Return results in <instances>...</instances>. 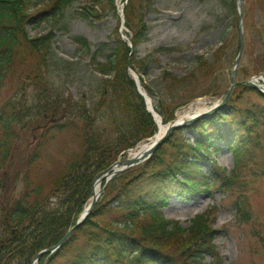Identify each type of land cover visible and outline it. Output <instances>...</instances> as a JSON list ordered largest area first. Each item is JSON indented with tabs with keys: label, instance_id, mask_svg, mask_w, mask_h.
Listing matches in <instances>:
<instances>
[{
	"label": "trees",
	"instance_id": "trees-1",
	"mask_svg": "<svg viewBox=\"0 0 264 264\" xmlns=\"http://www.w3.org/2000/svg\"><path fill=\"white\" fill-rule=\"evenodd\" d=\"M73 1L50 0L52 18H59ZM106 1L114 8V0ZM150 2L124 0L128 39L116 30V44L106 60L92 55L102 78L96 88L99 100L88 102L72 100L47 82L54 35L49 31L30 37L25 31L28 0H0V264H30L36 252L57 243L87 203L93 176L156 132L129 72H148V59H138L135 50L145 39L143 18ZM76 40L87 46L82 37ZM196 61L182 76L162 72L165 92L158 94L157 112L163 122L195 98L218 95V68L202 56ZM5 84L11 95L1 96ZM188 128L192 141L176 129L145 162L112 180L88 217L56 251L41 255L38 264H222L209 212L185 227L169 220L163 208L174 194H193L216 182L223 191L241 193L247 186L239 182L245 165H253L251 175L264 178V95L249 84L236 85L224 110ZM23 130L32 133V141L21 137ZM69 143L76 147L69 149ZM220 143L234 159L230 175L212 159L206 172L201 164L208 149ZM67 152L58 172H49L47 157ZM247 204L242 196L234 203L242 224L252 220Z\"/></svg>",
	"mask_w": 264,
	"mask_h": 264
},
{
	"label": "rangeland",
	"instance_id": "rangeland-1",
	"mask_svg": "<svg viewBox=\"0 0 264 264\" xmlns=\"http://www.w3.org/2000/svg\"><path fill=\"white\" fill-rule=\"evenodd\" d=\"M99 1L101 3L74 0L71 7L56 20L51 17L49 0H29L26 9L28 22L25 24V31L29 36H44L50 29L53 30L54 40L47 82L53 87L64 89L72 100H99L100 94L96 88L102 76L91 63L92 55L97 53V60L105 61L116 44V30L118 34L121 33L118 26L123 15L122 0H115L114 8L106 0ZM235 1L150 2L145 13V40L137 46L136 57L149 59L148 72L143 77L144 83L151 88L153 96L146 92L151 107L157 109L156 112L160 111L158 94L165 92L162 82L163 70L179 76L187 74L196 66L197 56L206 58L218 68L216 82L220 95L202 96L192 102L200 101L199 106H209L223 99L230 87L231 71L239 49ZM244 6L247 7V13H244ZM244 6L243 50L235 79L251 80L260 75L264 79V1L249 0ZM78 37L87 40V47H82L75 41ZM9 88L10 86L5 84L1 89V96L6 93L11 95ZM157 114L161 117L158 112ZM90 119L94 121L95 113L90 114ZM180 135L186 141H192L194 138L189 128H181ZM23 136L26 142L29 139L32 141L31 132L23 130L21 137ZM75 147L76 145L69 143V149ZM120 156L123 157V152L117 154L111 164L121 159ZM67 158L68 152L63 155L50 154L45 160L46 167L49 172L57 173L59 162L64 163ZM210 159L223 168V174L231 173L234 160L231 151L224 145L219 144L218 147L208 149L207 156L202 160L205 172L210 169ZM252 166L245 165L239 174V182L245 186L247 183L241 193L236 189L223 191L219 189L221 182H216L209 191L202 189L181 197L174 194L168 201V206L163 208L168 219L185 227L191 224L195 214L208 211L211 217L215 216V243L222 264H264V179L251 175ZM101 171L93 176L92 182ZM242 184L238 189L242 188ZM20 186L19 184L18 187ZM240 196L247 198L246 207L251 212L252 220L247 224H242L235 217L234 203ZM211 260L212 257L207 255L205 261Z\"/></svg>",
	"mask_w": 264,
	"mask_h": 264
},
{
	"label": "water",
	"instance_id": "water-1",
	"mask_svg": "<svg viewBox=\"0 0 264 264\" xmlns=\"http://www.w3.org/2000/svg\"><path fill=\"white\" fill-rule=\"evenodd\" d=\"M237 5H238V8H239V20L241 19V8H242V0H238L237 2ZM241 37H242V29H241V26H240V23H239V39H240V48H239V51H238V54L236 56V59L234 61V68H233V71H232V84H231V88L229 89V91L227 92L226 96L224 97V99L220 102V103H214L212 106H210L209 108H207L205 111H203L202 113H198L196 115H194L192 118L188 119V120H185V121H176L175 120H172L168 126H167V129L166 131L164 132V134L156 139L153 143V146L151 147V149L149 150V152L147 154H150L153 152V150L158 146L160 145L163 141H165L167 139V137L169 136V134L171 133L172 130L178 128V127H183V126H187L189 125L190 123L194 122L195 120H197L198 118H207L209 115H211L212 113H214L216 110L220 109L222 106H224V104L226 103L228 97H229V94H230V91L232 89V87L234 86L235 84V80H234V73L236 71V68H237V65L239 63V60H240V56L242 54V40H241ZM139 93L143 96H145V93L140 91L139 90ZM147 102V101H146ZM144 158V157H143ZM141 158V159H143ZM136 162L133 160V161H128V160H124L122 162V169H126L132 165H134ZM112 169V166H110L109 168H107L104 173H108L110 172ZM122 169H119V170H116L114 172H111L110 175L111 176H115L117 174H119ZM102 175V173L98 174L96 178H99L100 176ZM96 195H93L92 197V200L91 202L85 207L84 211L78 216L77 220H76V223L73 227L69 228L68 231L65 233V235L63 236V238L61 240L58 241L57 244H55L54 246H52L51 248H47V249H44V250H41L37 255L36 257L33 259L32 261V264H37V261H38V258H39V255L43 252H46V251H50V250H55L57 249L67 238L68 236L70 235L72 229L74 227H77L80 223H82V221L86 218V216L90 213L91 209L94 207L95 203H96Z\"/></svg>",
	"mask_w": 264,
	"mask_h": 264
},
{
	"label": "bare ground",
	"instance_id": "bare-ground-1",
	"mask_svg": "<svg viewBox=\"0 0 264 264\" xmlns=\"http://www.w3.org/2000/svg\"><path fill=\"white\" fill-rule=\"evenodd\" d=\"M149 104H150V108H151V103L150 100H148ZM200 102V101H198ZM198 102H193L191 104H189L186 107H183L181 109H179L176 112V121H185L188 120L190 118H192L194 115L198 114V113H202L203 111H205L207 109L208 106L204 105V106H199ZM157 123H158V131L155 137L150 138L147 141H144L142 143H139L137 145V147L131 149L130 151H128V156L127 159L130 161H139L142 157H144L146 155L147 152H149V150L151 149L154 141L161 137L162 134L165 132V130L167 129V125L163 124L160 120V118L157 117ZM121 164H117L114 166V169L116 170L117 168H119ZM100 191V180H97L94 182L93 184V192L95 195L98 194V192Z\"/></svg>",
	"mask_w": 264,
	"mask_h": 264
}]
</instances>
